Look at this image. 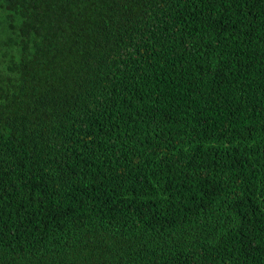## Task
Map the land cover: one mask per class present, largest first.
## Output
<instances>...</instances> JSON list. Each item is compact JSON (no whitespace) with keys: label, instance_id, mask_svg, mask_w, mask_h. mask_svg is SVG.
Masks as SVG:
<instances>
[{"label":"trees","instance_id":"obj_1","mask_svg":"<svg viewBox=\"0 0 264 264\" xmlns=\"http://www.w3.org/2000/svg\"><path fill=\"white\" fill-rule=\"evenodd\" d=\"M0 264H264V0H0Z\"/></svg>","mask_w":264,"mask_h":264}]
</instances>
